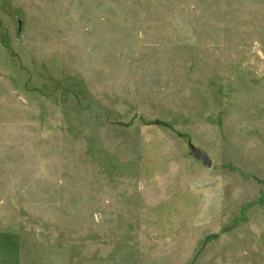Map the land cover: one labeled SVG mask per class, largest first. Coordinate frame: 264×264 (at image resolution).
<instances>
[{
    "label": "rangeland",
    "instance_id": "1",
    "mask_svg": "<svg viewBox=\"0 0 264 264\" xmlns=\"http://www.w3.org/2000/svg\"><path fill=\"white\" fill-rule=\"evenodd\" d=\"M0 264H264V0H0Z\"/></svg>",
    "mask_w": 264,
    "mask_h": 264
},
{
    "label": "water",
    "instance_id": "2",
    "mask_svg": "<svg viewBox=\"0 0 264 264\" xmlns=\"http://www.w3.org/2000/svg\"><path fill=\"white\" fill-rule=\"evenodd\" d=\"M191 153L195 158L201 160L206 166L210 167L212 165V161L210 160V158L206 154V152H204L203 150L196 149L195 147H192Z\"/></svg>",
    "mask_w": 264,
    "mask_h": 264
}]
</instances>
